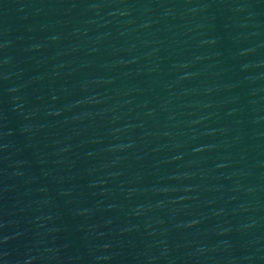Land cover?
<instances>
[{"label":"water","instance_id":"obj_1","mask_svg":"<svg viewBox=\"0 0 264 264\" xmlns=\"http://www.w3.org/2000/svg\"><path fill=\"white\" fill-rule=\"evenodd\" d=\"M0 264H264V0H0Z\"/></svg>","mask_w":264,"mask_h":264}]
</instances>
